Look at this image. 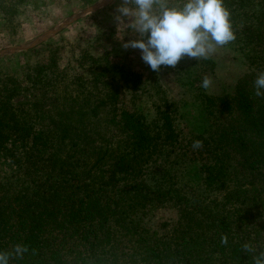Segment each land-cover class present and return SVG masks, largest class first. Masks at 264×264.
I'll use <instances>...</instances> for the list:
<instances>
[{
  "label": "trees",
  "instance_id": "16d2710c",
  "mask_svg": "<svg viewBox=\"0 0 264 264\" xmlns=\"http://www.w3.org/2000/svg\"><path fill=\"white\" fill-rule=\"evenodd\" d=\"M33 1L0 0L11 34ZM224 4L245 71L221 90L200 87L213 57L156 73L140 51H117L113 27L0 58V251L30 248L11 264H253L243 244L264 251V98L253 88L264 0ZM168 73L199 107L197 130L179 129L186 102L167 94ZM163 209L172 217L157 218Z\"/></svg>",
  "mask_w": 264,
  "mask_h": 264
},
{
  "label": "clouds",
  "instance_id": "9594fccd",
  "mask_svg": "<svg viewBox=\"0 0 264 264\" xmlns=\"http://www.w3.org/2000/svg\"><path fill=\"white\" fill-rule=\"evenodd\" d=\"M114 19L135 36L122 41V47L139 50L143 63L156 73L162 67L175 68L183 58L209 60L218 47L236 39L224 0H121ZM211 86L212 79L205 75L200 87L207 91ZM253 88L256 97L264 98V71L256 76ZM202 147L201 140L193 141L194 150ZM220 242L227 245L228 237L223 235ZM242 251L252 254L253 264H264V251L255 254L248 243ZM29 252L28 245L17 243L11 250L0 251V264L22 260Z\"/></svg>",
  "mask_w": 264,
  "mask_h": 264
},
{
  "label": "rangeland",
  "instance_id": "374dc122",
  "mask_svg": "<svg viewBox=\"0 0 264 264\" xmlns=\"http://www.w3.org/2000/svg\"><path fill=\"white\" fill-rule=\"evenodd\" d=\"M96 1L98 0H34L21 8L16 18L18 26L15 34H11L6 29L3 21L0 20V49L27 42L52 28L68 15L86 8ZM120 3L121 0H113L107 6L93 12L96 13L94 18L87 20V17L93 14L91 13L72 22L62 30L63 35L69 42H85L83 39H80L83 38L82 36L96 34L98 30H108L109 27H113V30L115 29L116 31L117 38L120 40V43L116 42L115 44L117 51L122 53L126 51H130L133 54L136 53L139 50L132 48L125 50L122 47V41L134 39L135 36L129 33L131 31L130 29H124L123 25L119 26L114 19L116 8ZM125 22H127V18H125ZM16 54L18 53L5 55L1 58H8ZM213 58L216 61L215 73L211 77L214 90L228 88L245 71L244 63L238 52L230 48V45L218 47ZM64 59H66L65 55ZM15 60L14 58L11 59L14 63ZM134 62L137 64L139 58L135 59ZM140 66L142 67V65ZM146 70L148 71V69ZM160 79L167 94L178 99L179 105L182 101L186 102L181 108V115L177 120V124L179 129L183 130V134L192 132L201 122L199 107L195 103H192L190 94L175 80L176 78H174L173 73H168L164 76L160 75ZM8 163L9 160L0 154V170H9ZM195 177L196 169L194 167L188 171L186 180L192 182ZM155 215L157 218H168L169 216L172 217L173 212L171 209H163Z\"/></svg>",
  "mask_w": 264,
  "mask_h": 264
},
{
  "label": "water",
  "instance_id": "95a60500",
  "mask_svg": "<svg viewBox=\"0 0 264 264\" xmlns=\"http://www.w3.org/2000/svg\"><path fill=\"white\" fill-rule=\"evenodd\" d=\"M112 1L113 0H98L88 7L68 15L67 17L62 19L60 22L55 24L52 28L48 29L47 31L43 32L42 34H40L39 36H37L31 40L17 44V45H14V46H9V47H5V48L0 49V58L5 56V55H10V54L19 53L22 51L29 50V49L41 44L42 42L52 38L58 32L62 31L64 28H66L72 22H74V21H76V20H78L84 16H87L88 14L95 12V11L99 10L100 8L107 6Z\"/></svg>",
  "mask_w": 264,
  "mask_h": 264
}]
</instances>
